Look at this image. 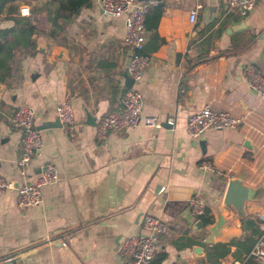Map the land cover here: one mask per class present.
<instances>
[{"label": "crops", "instance_id": "crops-1", "mask_svg": "<svg viewBox=\"0 0 264 264\" xmlns=\"http://www.w3.org/2000/svg\"><path fill=\"white\" fill-rule=\"evenodd\" d=\"M144 1L161 4L162 14L155 29H146L151 59L134 86L142 94V115L157 118L159 127L96 134V118L121 108L132 52L123 18L103 13L99 0L81 6L63 27L45 10L39 13L34 49L22 51L15 74L0 82V174L14 186L0 189V264H121L120 239L141 232L147 213L167 224L151 264H210L206 252L216 244L214 264H258L247 255L264 228V101L249 89L242 69L251 63L264 73V0L245 15L227 12L221 0ZM46 2L31 6L55 7ZM23 3L0 12L1 27ZM62 100L74 111L67 130L55 123ZM19 104H30L41 126L42 147L29 162V176L46 161L58 172L41 188L40 203L23 208L15 189L20 130L10 122ZM205 104L242 122L193 138L187 117ZM202 159L220 173L198 168ZM234 177L254 188L243 214L236 207L246 195L242 187H234V203L224 202ZM190 197L202 201L208 223L194 216Z\"/></svg>", "mask_w": 264, "mask_h": 264}, {"label": "built area", "instance_id": "built-area-1", "mask_svg": "<svg viewBox=\"0 0 264 264\" xmlns=\"http://www.w3.org/2000/svg\"><path fill=\"white\" fill-rule=\"evenodd\" d=\"M227 12L240 15L247 14L257 0H221ZM103 13L122 17L124 21V41L132 47V52L126 64V73L132 80V85L126 87L120 96L121 108L116 112H109L96 118V134L104 137L108 131H121L137 126L159 127L160 122L152 116L142 115V94L134 86L141 79L151 56L144 50L146 41L145 14L151 4L137 0H99ZM28 5L19 7L21 10ZM29 14V11H28ZM189 20H195V11L189 13ZM249 89L264 101V73L253 64H247L242 69ZM56 117L64 129L74 122L73 107L67 100L60 101L55 107ZM11 124L20 130L19 155L16 160L21 181L17 183V205L27 207L39 204L41 201V188L55 181L58 177L57 167L52 161L40 165L39 170L29 176L28 166L32 157L40 154L42 140L39 130L34 123V108L30 104H19L11 113ZM242 122V118L233 115L229 110H214L209 105H203L199 110L188 115L185 129L193 137H199L206 129L234 128ZM202 171L219 174L220 171L207 159L198 163ZM14 187L12 181L0 174V189ZM187 205L194 216L203 213V203L197 197H190ZM264 219V214L259 215ZM167 228L165 220L155 214L147 213L143 216L142 231L122 236L117 253L122 257L121 264H151L157 249L158 236ZM258 264H264V228L256 236L255 241L247 255Z\"/></svg>", "mask_w": 264, "mask_h": 264}, {"label": "trees", "instance_id": "trees-1", "mask_svg": "<svg viewBox=\"0 0 264 264\" xmlns=\"http://www.w3.org/2000/svg\"><path fill=\"white\" fill-rule=\"evenodd\" d=\"M16 0H0V12L9 4ZM55 3L54 8H49L48 5L39 7L31 6L29 14L21 15L19 12L16 15H6L5 18L11 21L10 25L0 26V82L6 83L15 74L18 65L16 61L22 51L34 49L35 42L32 35L36 32V22L39 20V13L45 10L47 16L52 23L59 27H63L64 22L75 15L81 6L88 5L90 0H48L46 4ZM7 10L12 12L13 5L7 6ZM162 14L161 4L151 6L145 14L144 25L146 29H155L158 20ZM155 37V36H154ZM145 48V46H144ZM201 221L205 224L210 221V217L206 209L198 215ZM220 246L216 244L206 252L207 261L210 264L217 263L219 252L215 250ZM220 254H223V252ZM163 257V254H161ZM160 257V259H161ZM159 259V260H160ZM159 263V262H157Z\"/></svg>", "mask_w": 264, "mask_h": 264}, {"label": "water", "instance_id": "water-1", "mask_svg": "<svg viewBox=\"0 0 264 264\" xmlns=\"http://www.w3.org/2000/svg\"><path fill=\"white\" fill-rule=\"evenodd\" d=\"M137 1H144V0H137ZM124 84L126 87H130L132 85V80L131 78L127 75V73L124 74ZM2 88L0 86V92H1ZM86 117H87V121L92 122V115H90L88 112L86 113ZM57 122V124L61 125L58 118L55 121V123ZM50 125H53V123H50ZM37 128H41V126H38ZM202 145V142H200ZM242 187V189H244L246 191V195L241 199V201L239 203H237L236 207H238V210L240 211V213H244L243 212V206H244V201L246 199L249 198H254V195L252 194V187L245 185L240 177H234L228 180L227 183V187H226V192L224 194V202L225 203H234L232 202L231 198H232V191L234 189V187ZM196 223H200L199 220L196 221ZM196 251H200L201 247L200 246H196L194 248ZM13 262V261H12Z\"/></svg>", "mask_w": 264, "mask_h": 264}, {"label": "rangeland", "instance_id": "rangeland-1", "mask_svg": "<svg viewBox=\"0 0 264 264\" xmlns=\"http://www.w3.org/2000/svg\"><path fill=\"white\" fill-rule=\"evenodd\" d=\"M23 4H25V5H28L29 7L32 5V4H39L40 3V0H23ZM46 24H45V22L44 21H41L40 23H39V26L40 27H44Z\"/></svg>", "mask_w": 264, "mask_h": 264}, {"label": "clouds", "instance_id": "clouds-1", "mask_svg": "<svg viewBox=\"0 0 264 264\" xmlns=\"http://www.w3.org/2000/svg\"><path fill=\"white\" fill-rule=\"evenodd\" d=\"M28 9L27 8H23L22 10H21V12H22V14H24V15H27L28 14Z\"/></svg>", "mask_w": 264, "mask_h": 264}]
</instances>
